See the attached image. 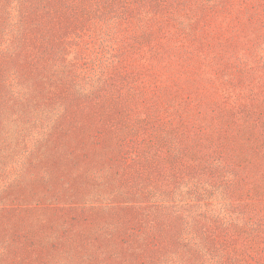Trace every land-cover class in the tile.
Instances as JSON below:
<instances>
[{
  "label": "rangeland",
  "instance_id": "374dc122",
  "mask_svg": "<svg viewBox=\"0 0 264 264\" xmlns=\"http://www.w3.org/2000/svg\"><path fill=\"white\" fill-rule=\"evenodd\" d=\"M52 226L82 264H264V0H0V264Z\"/></svg>",
  "mask_w": 264,
  "mask_h": 264
},
{
  "label": "trees",
  "instance_id": "16d2710c",
  "mask_svg": "<svg viewBox=\"0 0 264 264\" xmlns=\"http://www.w3.org/2000/svg\"><path fill=\"white\" fill-rule=\"evenodd\" d=\"M50 230H51V234H47V238H46L48 240L49 248L42 245L41 239H38L37 245L34 247L35 248L34 252L36 254L33 257L25 256L23 259H20V261L18 259H15L11 261V264H51L49 258H50V254L52 253V249H54L55 252L61 254L63 258V260L59 262L58 261L53 262L52 264H82L84 261V258L82 259H80L81 257L75 258V253H73V250H75L80 245V243L78 242V238L71 239L69 247L62 246L61 248H58L55 245L54 240H52L53 235H54V238L60 239L57 235L56 227L52 226L50 227ZM36 236H37L36 233H31L30 237L32 241L35 240Z\"/></svg>",
  "mask_w": 264,
  "mask_h": 264
}]
</instances>
